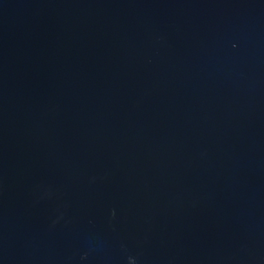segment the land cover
<instances>
[{"label":"water","instance_id":"obj_1","mask_svg":"<svg viewBox=\"0 0 264 264\" xmlns=\"http://www.w3.org/2000/svg\"><path fill=\"white\" fill-rule=\"evenodd\" d=\"M0 264H264V0H0Z\"/></svg>","mask_w":264,"mask_h":264}]
</instances>
